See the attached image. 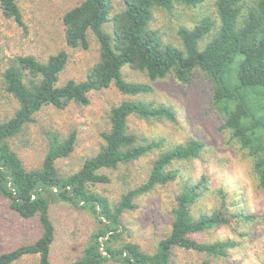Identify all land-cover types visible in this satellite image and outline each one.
Masks as SVG:
<instances>
[{
	"label": "trees",
	"instance_id": "1",
	"mask_svg": "<svg viewBox=\"0 0 264 264\" xmlns=\"http://www.w3.org/2000/svg\"><path fill=\"white\" fill-rule=\"evenodd\" d=\"M204 1L121 0L122 8L114 12L113 0H81L62 16L66 46L88 48V32H91L99 51L96 62L78 82L69 79L61 86L56 84L68 61L65 50L49 55L45 61L32 55H15L6 64L0 78L2 89L18 106L11 117L0 121V196L23 219L36 217L41 233L32 243L0 253V264H13L26 255H35L37 264H51L55 234L49 213L52 201L86 209L99 223L81 256L71 264H169L173 246L214 257H226L229 250L238 246L234 239L201 242L192 237L229 225L234 219L251 222L258 218L254 214L229 211L221 189L216 190L219 206L195 217L191 205L207 191L212 192L204 174L195 181H184L175 197L169 234L158 242L153 253L144 252L131 242L112 245L126 229L121 215L136 207L135 198L173 181L179 170L167 167L175 161L198 158L204 148L202 140L192 138L161 152L153 160L146 180L127 189L115 204L89 189L90 184L109 181L99 173L101 168L114 169L160 146L161 140H148L129 132L128 117L175 122L176 115L169 105L125 99L111 107L109 128L101 132L104 143L99 151L66 176L57 172L55 161L72 151L74 132L64 139L52 134L41 166L30 170L24 168L8 144L42 106L63 108L70 102L87 104L90 91L110 85L125 95H148L153 92V81L172 75L187 84L200 70L211 83V107L223 119L221 129L249 162L264 196V0H214V16H203L192 27L178 26L179 45L164 41L162 33L150 26L154 10L172 13L178 6L194 8ZM0 11L26 31L18 0H0ZM108 22L112 23L111 31L105 29ZM124 66L143 72L147 81H126L121 71Z\"/></svg>",
	"mask_w": 264,
	"mask_h": 264
},
{
	"label": "rangeland",
	"instance_id": "2",
	"mask_svg": "<svg viewBox=\"0 0 264 264\" xmlns=\"http://www.w3.org/2000/svg\"><path fill=\"white\" fill-rule=\"evenodd\" d=\"M80 1L18 0L26 25L25 32L0 11V78L6 64L15 55H32L45 61L49 55L65 50L68 61L59 73L56 84L61 86L69 79L76 82L83 80L87 69L98 59L97 39L88 32V48H69L64 40L62 24L64 12ZM121 3V0H113L114 12L122 8ZM214 12V0H205L194 8L181 5L172 13L163 9L154 10L150 26L162 33L164 41L179 45L177 28L180 24L192 27L203 16H214ZM105 29L111 31L112 23L105 24ZM208 39L209 37L204 38L206 41ZM121 71L126 81H147L143 72L128 66H124ZM151 84L153 92L148 95H125L114 85H110L90 91L87 94V104L70 102L63 108L50 104L42 106L33 115V120L8 140V144L18 155L24 168L30 170L41 166L52 134L64 139L74 132L72 151L55 161L57 172L66 176L77 171L86 158L99 151L104 143L101 132L109 128L111 107L125 99L169 105L176 115L175 122L142 119L134 115L128 117L129 132L148 140H161L160 146L114 169L101 168L99 173L106 175L109 181L90 184L89 189L115 204L127 189L146 180L153 160L161 152L192 138L202 140L204 148L198 158L175 161L167 167L179 170V175L173 181L157 185L150 192L135 198L136 207L125 210L121 215L126 229L112 245L131 242L137 244L142 251L153 253L158 242L169 234L175 197L184 181H195L204 174L212 192L207 191L191 205V213L195 217L201 213H209L219 206L220 199L216 190L221 189L229 211L254 214L258 218L251 222L234 219L229 225L192 235L201 242L234 239L239 244L229 250L226 257H214L173 246L169 264H263L264 196L257 187L249 162L243 158L235 142L221 129L223 119L211 107L210 81L198 70L187 84L177 81L172 75ZM17 106L15 99L4 92L0 81V121L11 117ZM49 213L55 229L50 250L51 264H71L81 256L91 233L98 228L99 223L88 210L76 208L66 202L52 201ZM40 233L41 227L36 217L23 219L0 196V253L32 243ZM13 264H37V257L26 255Z\"/></svg>",
	"mask_w": 264,
	"mask_h": 264
}]
</instances>
